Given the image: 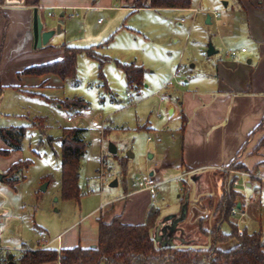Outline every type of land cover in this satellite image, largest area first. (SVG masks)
<instances>
[{"label": "crops", "instance_id": "0c3cea01", "mask_svg": "<svg viewBox=\"0 0 264 264\" xmlns=\"http://www.w3.org/2000/svg\"><path fill=\"white\" fill-rule=\"evenodd\" d=\"M232 1L226 20H221L218 11L214 9L205 16L206 23L214 24L217 29L218 25L222 28L218 42L230 51L227 50L224 57L218 58L211 70L199 74L195 70L196 63L180 70L185 73V85L181 91L170 86L171 83L163 86L167 90L168 98L159 102V109L164 103L165 119L158 123L147 121L138 126L153 133L154 137L147 138L148 150L152 152L149 154L150 159L154 160L156 152L161 151L146 172L147 175H154L158 181L157 198L151 199L148 192L136 187L133 179L137 175L130 177L122 195L100 201L99 205L87 211L77 222L73 221L51 238L43 226L33 223L34 230L36 227L40 228L37 230L40 237L35 240L30 238L32 242L27 244L20 239L28 214L19 192L26 178L18 183L15 189L0 182V216L4 217L3 221L0 219L1 249L7 248L15 253L33 246L58 250L75 246L95 247L98 243L100 217L110 220L115 215H121L125 223L141 224L153 205L161 211V225L157 230L159 242L184 244L186 234L191 233L190 228L199 221L203 222L205 228L212 229L214 215L207 204L209 199L216 203L222 197L225 180H230L233 176L231 173H225L231 162L238 161L248 170L257 165L256 178L262 185H259L258 189L264 188V144L257 152L253 151L264 136V129L251 134L264 118V0ZM131 2L132 0H39L36 6L44 28L55 29L60 19L62 22L60 32H56L46 44L35 47L34 6L26 5L24 0H0V130H8L19 142L18 147L14 146L0 134V148L9 150L7 155L0 154V173L6 171L12 163L24 160L21 141L27 126L4 122L10 119L11 115L21 116L28 113L27 107L21 102H25L26 98L35 99L42 104L66 109L60 101L73 98L64 93L67 81L58 74H30L25 73L26 68L61 59L64 52L62 45L68 44L78 47L93 46L101 57L108 59L105 63L140 65L144 68V77L145 74L153 72L150 67L155 50L150 52L148 48L141 52L135 47L134 43L144 34L143 31H140L137 25L126 23L119 16L122 9H133ZM226 3L229 4V1ZM74 8L78 14L71 17ZM191 8L192 3L187 8L144 7L135 10L181 12ZM47 11L52 14L48 15V18L44 14ZM213 11L218 13L217 17ZM199 12H194V15ZM96 14H99V18L94 27L91 22H94L92 20ZM156 20L169 22L167 17H156L154 21ZM157 35L161 39L166 38L155 31L152 37L154 41ZM145 38L148 37L145 35ZM120 39H125L126 47L119 46ZM175 41L177 42V39ZM242 48L245 49L244 52ZM231 50H237V56H233ZM124 77L127 84L125 73ZM143 86L147 87L148 83ZM59 91H62L61 95ZM128 93L126 95L131 97ZM79 98L86 103L82 97ZM34 103L36 102L31 104ZM81 112L76 113L80 115ZM157 115L162 116V112ZM68 117L72 116L67 115V121L73 120V117L71 120H68ZM45 118L33 115L31 126L43 130L48 127L42 123ZM189 179H193L196 186V194L190 197L191 199L185 183ZM116 180L118 182V179ZM170 181L183 183L179 184L181 193L169 210L160 206L161 201H158V198L160 186ZM243 195L238 203L239 208L245 212L242 216L244 220L251 201L244 193ZM263 207L260 202V220L263 217ZM232 217L235 219V216ZM192 234L195 237L198 232ZM202 237L206 236L202 234ZM202 243L207 246L209 240L206 239ZM41 264L60 262L49 261Z\"/></svg>", "mask_w": 264, "mask_h": 264}, {"label": "rangeland", "instance_id": "374dc122", "mask_svg": "<svg viewBox=\"0 0 264 264\" xmlns=\"http://www.w3.org/2000/svg\"><path fill=\"white\" fill-rule=\"evenodd\" d=\"M227 1L229 4L226 3ZM232 4V0H192V8L181 12L122 9L119 16L126 23L139 26V30L144 33L140 35L134 46L141 52L148 48L150 52L152 50L156 52L151 57L150 69L153 72L145 74L144 77V84L148 83L147 87L142 86L138 90L127 87L124 72L115 63H105L102 67L104 77H101L98 61L82 53L77 59L75 83L68 80L64 88L67 96L82 97L85 100L86 103L82 109L69 108L70 112L61 107L46 103L45 105L35 99L26 98V101L21 104L27 107L28 113L21 116L14 114L10 116V119L4 120L7 124L27 126L25 136L21 141L23 159L30 162L25 171L26 179L19 188L28 214L20 238L22 242L30 244L32 242L30 238L35 240L40 237V232L37 231L40 228L36 227L34 230L33 223L43 226L51 238L73 221L77 222L87 211L99 205L100 201L122 195L127 184L125 182L130 177L146 174L148 166L155 162L161 151L156 152L154 160L150 159L149 154L152 152L148 150L147 138H152L153 133L138 126L147 121L158 123L165 119L164 103L161 110L159 109L160 98L162 96L164 100L168 98L167 90L163 86L171 83L170 86L181 91L185 85L184 83L183 86H179L176 80L172 79L176 68L185 70L186 66L189 67L191 63H196L195 70L200 74L202 71L213 69L218 58L225 56L229 48L220 46L218 42L222 35V28L218 25L217 29L214 24L206 23L205 16L214 9L218 11L221 20H226ZM194 8H199L198 12L200 11L196 15L192 11ZM48 12L44 13L46 18H48ZM156 17H167L169 22L154 21ZM98 18L99 14H96L92 20L94 22H91L92 26L96 27ZM155 31L156 34L159 32L161 37L166 36V38L161 39L157 35L154 41L152 37ZM145 35L148 38H145ZM210 44L216 50L212 54L207 53ZM126 45L125 39H120L119 46L126 47ZM184 75L183 71L179 77L185 80ZM127 92L131 94V97L126 95ZM61 93L62 91H59V95ZM65 99L60 101L63 106L67 104L64 102ZM32 102L36 103L31 104ZM78 111L81 112L80 115L76 113ZM161 112L162 116H158L157 114ZM33 115L46 117V120L42 121L48 126L44 127V131H40L37 126H31L34 120ZM67 115H71L73 120L67 121ZM64 127L83 128L84 139L87 141L80 166L79 183L83 193L80 201L64 200L61 197V149ZM165 140L162 141V146ZM110 142L117 147L116 154L109 152ZM123 170L126 176H122ZM242 172L247 174L242 175ZM225 173L238 175L239 180L236 181L239 183L235 184L236 181H234V186L251 201L244 220L243 215H233L239 232L243 228L249 231L262 228L264 231V207L261 220L258 212L259 203L262 202L264 205V188L258 189L259 185L261 187L262 185L254 180L257 172L252 175L247 171L229 166L225 169ZM114 179H118V185L112 187L110 183ZM192 180L185 182L189 191V199L196 194V186ZM243 180L247 181V187L240 184ZM181 183L183 181H170L160 186L158 201H161V207L171 209L178 199V194L181 193L179 191ZM0 219L3 221L4 217L0 216ZM242 220L243 223H241ZM223 229L228 228L224 226ZM185 238V243L199 241V245L202 246L205 243L201 242L209 240L206 237L195 240L191 233H187ZM208 244L210 240L206 245ZM234 244L235 241L232 240L224 247ZM6 250L13 252L7 248ZM24 250L15 252V256H19Z\"/></svg>", "mask_w": 264, "mask_h": 264}, {"label": "trees", "instance_id": "16d2710c", "mask_svg": "<svg viewBox=\"0 0 264 264\" xmlns=\"http://www.w3.org/2000/svg\"><path fill=\"white\" fill-rule=\"evenodd\" d=\"M28 6H36L39 0H24ZM192 0H132L133 9L149 8H187ZM64 52L61 59L42 65L26 68L25 73L43 74L55 73L63 80L76 81L77 59L80 53L99 62L100 74L102 67L108 60L101 57L93 46L78 47L68 44L62 45ZM124 71L129 88L141 89L144 84V68L132 63L117 62ZM2 89L0 87V97ZM66 109H82L84 101L79 98H66ZM183 117V116H182ZM264 129V118L251 132ZM84 129L80 127L64 128L61 149V197L64 200L80 201L83 193L79 183L81 158L87 147L84 139ZM1 136L12 145L19 146V142L8 130H0ZM250 134V135H251ZM264 144V136L257 143L254 152ZM9 150L1 149L0 154L7 155ZM30 165L28 160H19L2 172L1 183L12 188L23 181L25 171ZM230 167L244 170L252 175L257 172V165L252 170L240 163L231 162ZM122 176H126L122 171ZM238 175L233 174L230 180L223 184V195L215 203L209 199L207 207L212 210L214 224L207 229L199 221L193 226L191 233H197L195 240L204 234L209 237L210 244L199 245L197 242L174 243L162 245L155 239L156 229L161 211L152 206L141 224H130L122 221L121 215H115L110 220L103 217L98 219V243L95 247L83 248L75 246L60 250L50 247L27 248L19 256L9 250H0V264H41L49 261H59L60 264H264V231L262 228L249 231L239 227L232 217V208L237 207L243 193L234 186ZM126 180V179H124ZM259 182L257 178L254 179ZM126 183V182H125ZM206 206V205H205ZM224 226L228 229H223ZM232 240L235 244L224 247ZM202 243V242H201ZM200 246V247H199Z\"/></svg>", "mask_w": 264, "mask_h": 264}, {"label": "built area", "instance_id": "2783aa9c", "mask_svg": "<svg viewBox=\"0 0 264 264\" xmlns=\"http://www.w3.org/2000/svg\"><path fill=\"white\" fill-rule=\"evenodd\" d=\"M198 12V10L197 9H194V12ZM78 14V12H77V9L76 8H74V11L70 14V16L71 17H74V16H76ZM213 14H214V16L215 17H217L218 16V13L216 12V11H213ZM48 15L49 16H51L52 14L50 13V12H48ZM182 20H184V19H182ZM242 51H244L245 49L244 48H242L241 49ZM231 54L233 55V56H235L236 54H237V50H231ZM180 73H181V71H180V69L179 68H177L175 71H174V73L172 74V79L174 80H176V84L177 85H179V86H183L184 85V83H185V81L184 80H182L179 76H180ZM128 95H129V93H128ZM163 96L160 98V101L162 102L163 101ZM72 119V117H68V120H71ZM242 175H245V174H247L246 172H242L241 173ZM133 181H134V183H135V185H136V187L139 189V190H145L146 192H148V194H149V196H150V198L151 199H153V200H155L156 198H157V194H158V192H157V187H158V181L156 180V178L154 177V175H152V174H148V175H146V176H141V175H137L134 179H133ZM237 183H239V182H235V184H237ZM247 183V181H245V180H243V181H241V185H243L244 187H247L248 185L246 184ZM232 215H244L245 214V212L244 211H242V209L241 208H238V207H233L232 208ZM1 249V248H0Z\"/></svg>", "mask_w": 264, "mask_h": 264}, {"label": "water", "instance_id": "95a60500", "mask_svg": "<svg viewBox=\"0 0 264 264\" xmlns=\"http://www.w3.org/2000/svg\"><path fill=\"white\" fill-rule=\"evenodd\" d=\"M63 14H61L62 16ZM208 20H209V16H208ZM62 22V19H60V23L56 26L55 29L53 28H44V23L41 19V16L39 14V9L37 6L33 7V36H34V46L35 47H41L42 45L46 44L49 39L56 33V32H60V24ZM216 50L215 48L210 44L207 50L208 54H212L214 53ZM108 150L109 152L116 154L117 153V147L115 146V144L113 143H109L108 145ZM131 155V154H130ZM2 178V173H0V179ZM117 180L114 179L113 181H111L110 186H116L117 185ZM240 204L238 203L237 207L239 208ZM160 223H158L157 227H156V235H155V239L157 241H159V236H157V230L160 227ZM168 243H162V245H167Z\"/></svg>", "mask_w": 264, "mask_h": 264}]
</instances>
